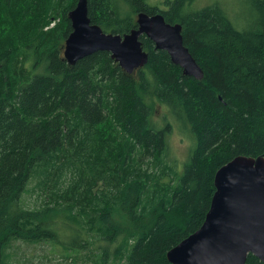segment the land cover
I'll use <instances>...</instances> for the list:
<instances>
[{"label": "trees", "instance_id": "obj_1", "mask_svg": "<svg viewBox=\"0 0 264 264\" xmlns=\"http://www.w3.org/2000/svg\"><path fill=\"white\" fill-rule=\"evenodd\" d=\"M195 1L87 0V14L121 35L139 12L180 23L201 79L144 35L148 61L131 74L106 51L69 65L77 0H0V264H16L11 241L57 239V217L100 236L101 259L112 247L124 264H171L167 251L204 221L216 171L264 155V0ZM171 116L193 140L180 173L166 158ZM165 117L171 124L158 127ZM32 179L45 195L28 207ZM82 239L78 231L70 244ZM246 264L264 263L248 254Z\"/></svg>", "mask_w": 264, "mask_h": 264}, {"label": "water", "instance_id": "obj_2", "mask_svg": "<svg viewBox=\"0 0 264 264\" xmlns=\"http://www.w3.org/2000/svg\"><path fill=\"white\" fill-rule=\"evenodd\" d=\"M71 32L64 41L63 59L74 65L106 51L127 73L142 68L148 53L140 41L149 38L155 49L168 53L183 75L201 79L203 70L183 44L182 25L165 21L162 13L139 12L136 28L106 33L91 23L87 0H77L68 13ZM214 192L203 223L166 253L171 264H246L248 254L264 263V155L236 156L214 175Z\"/></svg>", "mask_w": 264, "mask_h": 264}, {"label": "rangeland", "instance_id": "obj_3", "mask_svg": "<svg viewBox=\"0 0 264 264\" xmlns=\"http://www.w3.org/2000/svg\"><path fill=\"white\" fill-rule=\"evenodd\" d=\"M150 4H159L162 8H167V0H148ZM234 3L235 8L238 0H196L195 6H191L192 9L203 7L204 5L212 4L214 2ZM240 3L241 0H240ZM248 4V2H247ZM249 6V5H248ZM164 8V9H165ZM237 11L234 15H238ZM249 9H241V17L237 16V19L242 21L248 19ZM53 23L50 24V26ZM63 55V51H62ZM166 107V106H165ZM167 108V107H166ZM168 110V109H167ZM164 110L157 106V114L154 117L157 118ZM175 124H171L167 117L157 125L158 127L164 126L166 123L172 125V129L167 135V151L166 158L170 163L176 165L177 172H181L183 163L189 150L193 147L192 137L190 134L182 130V127L178 125L176 120L171 116ZM192 145V146H191ZM68 177V175H67ZM29 190L23 194L22 202L25 206L32 207L40 204L42 197L45 195V191L40 190L35 186V180L32 179L28 185ZM59 225L57 239L52 241H41L39 243H26L20 240L11 241L9 248L7 249L8 259L16 264H124L123 261L116 259L112 253V247L108 250V255L105 259H101L102 248L104 240L100 236H95L89 232L82 222L83 228L73 221L63 217L56 218ZM84 220L83 218H81ZM73 227V228H70ZM79 228V230H77ZM79 231L82 236L81 241H76L70 244L73 239V234ZM87 242L79 248L72 247L78 246L82 241ZM89 242V244H88ZM106 245H104L105 247Z\"/></svg>", "mask_w": 264, "mask_h": 264}]
</instances>
